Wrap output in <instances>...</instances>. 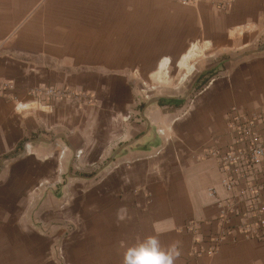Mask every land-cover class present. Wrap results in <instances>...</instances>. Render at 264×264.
Returning a JSON list of instances; mask_svg holds the SVG:
<instances>
[{
  "label": "crops",
  "instance_id": "1",
  "mask_svg": "<svg viewBox=\"0 0 264 264\" xmlns=\"http://www.w3.org/2000/svg\"><path fill=\"white\" fill-rule=\"evenodd\" d=\"M263 45L264 0H0V264H123L149 235L174 264H264L243 238L196 258L189 230L219 229L228 194L207 152L228 143L231 108L264 109ZM196 51L200 74L232 62L189 95L172 77ZM45 85L84 104L16 110Z\"/></svg>",
  "mask_w": 264,
  "mask_h": 264
},
{
  "label": "built area",
  "instance_id": "2",
  "mask_svg": "<svg viewBox=\"0 0 264 264\" xmlns=\"http://www.w3.org/2000/svg\"><path fill=\"white\" fill-rule=\"evenodd\" d=\"M177 1L186 6L206 4L213 10L228 12L235 0ZM85 97L70 89L45 85L31 89L28 102L15 100L16 110L21 113L33 110L50 112L62 103L83 105ZM227 127L228 143L215 146L207 156L216 162L228 198L220 211V226L215 234L199 239L202 236L200 224H189L195 239L194 247L199 245L193 252L196 258L213 257L223 245L237 243L242 238L264 242V109L233 107L227 114ZM30 147L31 144H27L25 151L28 152ZM67 151V147L62 149L61 159L65 158ZM82 154L77 151L74 158L79 160Z\"/></svg>",
  "mask_w": 264,
  "mask_h": 264
},
{
  "label": "rangeland",
  "instance_id": "3",
  "mask_svg": "<svg viewBox=\"0 0 264 264\" xmlns=\"http://www.w3.org/2000/svg\"><path fill=\"white\" fill-rule=\"evenodd\" d=\"M260 47V46H259ZM262 48H264V45L257 50L260 51ZM198 51L195 52V56L189 60V67H191V70L188 67H184L180 73H177L172 77V85L171 87L178 88L179 87H186L187 92H189V95L193 92H198L201 89H203L205 86H207L213 79L220 76L225 70L228 65L232 62L229 56H220L217 59H214V64L208 66V68L203 69L204 71L200 74V68L194 59L199 58ZM248 54V53H245ZM256 53H250L251 56ZM202 55V53H200ZM201 59H205V57H202ZM185 81L180 82L182 78H185ZM173 89V88H172ZM154 91L151 94H155ZM84 176V175H82ZM39 230V228H38ZM42 232H47L45 229L41 227L40 229ZM60 248L61 245L59 246ZM60 253V249H59ZM60 256V255H59ZM61 257V256H60Z\"/></svg>",
  "mask_w": 264,
  "mask_h": 264
},
{
  "label": "clouds",
  "instance_id": "4",
  "mask_svg": "<svg viewBox=\"0 0 264 264\" xmlns=\"http://www.w3.org/2000/svg\"><path fill=\"white\" fill-rule=\"evenodd\" d=\"M176 256L175 245L162 247L155 235H149L125 249L123 264H174Z\"/></svg>",
  "mask_w": 264,
  "mask_h": 264
},
{
  "label": "water",
  "instance_id": "5",
  "mask_svg": "<svg viewBox=\"0 0 264 264\" xmlns=\"http://www.w3.org/2000/svg\"><path fill=\"white\" fill-rule=\"evenodd\" d=\"M263 49H264V48H262L260 51H257V53H260ZM158 101H159V99H154V100L150 101V102H149V106H150V105H153V104H155V103H157ZM121 151H122V150H121ZM121 151H119V153H120ZM119 153H118V154H119ZM118 154H117V155H118ZM117 155H115V156L113 157V159H114Z\"/></svg>",
  "mask_w": 264,
  "mask_h": 264
},
{
  "label": "trees",
  "instance_id": "6",
  "mask_svg": "<svg viewBox=\"0 0 264 264\" xmlns=\"http://www.w3.org/2000/svg\"><path fill=\"white\" fill-rule=\"evenodd\" d=\"M161 103H163V102H167V101H160ZM169 102H171V103H174V102H176V101H169ZM84 176H88V175H84Z\"/></svg>",
  "mask_w": 264,
  "mask_h": 264
}]
</instances>
